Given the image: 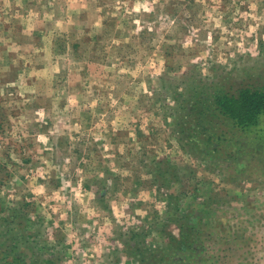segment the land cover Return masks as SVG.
Masks as SVG:
<instances>
[{
    "label": "rangeland",
    "instance_id": "obj_1",
    "mask_svg": "<svg viewBox=\"0 0 264 264\" xmlns=\"http://www.w3.org/2000/svg\"><path fill=\"white\" fill-rule=\"evenodd\" d=\"M240 8L241 12L246 11L247 3ZM163 11L177 16L179 25L171 33L167 26L160 32L163 42L156 32L145 30L139 37L133 36L130 44L113 46L122 61L131 52H143L145 56L141 59H144L155 51L164 56L169 67L162 77L155 78L154 84L150 81L154 97H142L138 104L144 115L155 112L161 117L149 123V127L153 124L158 127L150 136L142 137L140 150L132 154L135 145L125 132L110 137L114 145L112 166L118 170L127 168L130 175L124 177L121 171L109 170L110 162L102 156L105 141H94L90 134L76 142L71 151L67 136H61L52 153H43L59 168V171L49 170L46 175L50 178L39 181L46 183L48 196L61 185L59 175L64 171L65 156L72 157L64 173V180H70L71 187L62 193L72 201V210L66 218L73 225L71 229L66 228L65 220L59 219L60 212L67 209V201L61 205L50 200L45 208L53 220L45 223L37 202L45 197L33 198L25 180L26 175L36 174L32 171L36 167H45L36 151L35 134L47 132L53 122L49 120L41 127L35 123L33 110L40 106L50 109V100L38 96L32 104L24 105L18 95L7 96L9 91L16 92L14 88L6 89L5 96L0 97V191L3 193L0 195V264H264V115L257 128L247 130L232 127L217 116L210 117L207 129L203 126L205 120L199 121L200 127L195 125L197 108L207 114L210 111L209 106L198 104L199 99L205 98V104H211L207 97L223 88L236 91L249 83L264 84V39L260 40L258 49L247 41L227 63L218 60L220 53L214 50L206 64L203 60L191 64L180 49V41L191 31V25L202 23L198 16L202 6L195 0H169ZM22 15L23 10L14 3L11 12L0 10V36L8 40V44H0V52L10 44L21 45L24 52L33 43L30 37L22 35ZM181 20L189 27L181 25ZM79 22L88 23L87 14ZM115 23V18L106 20L105 31L94 38L92 51H98L99 55L93 57L97 62L91 65L92 71H99L106 62L104 48L113 35L122 39L119 32H113ZM162 23L167 25V20ZM236 26H246L243 17ZM260 31L264 33V27ZM34 35L39 46L38 34ZM170 39L177 43H168ZM87 41L85 37L84 43L73 47L87 51ZM221 51L227 57L236 50ZM16 57L17 53L12 52L6 59L10 63ZM181 66L188 70L182 72ZM19 67H23V61ZM204 67L206 74L202 72ZM17 70L14 67L7 76L0 73V85L6 79H15ZM9 100L14 102L7 107ZM21 115L33 123L18 131L21 139L16 140L10 135L13 122L9 116L19 121ZM218 123L222 124L224 137L220 136ZM199 128L202 133L195 140L186 137L187 131L199 133ZM23 131L29 133L27 138L22 136ZM121 143L125 145L124 155L118 151ZM10 153H15L22 163L15 164ZM77 168L85 170L84 191L95 194L90 206L95 207L96 215L91 218L84 206L76 202L72 191L80 179ZM17 174L22 183L13 180ZM160 201L165 203L158 210ZM52 206L59 207L60 212L52 213ZM114 208L118 214L122 213L118 219L113 214ZM52 236L54 243L49 239ZM69 236L71 242L65 243ZM170 243L178 248L169 249Z\"/></svg>",
    "mask_w": 264,
    "mask_h": 264
},
{
    "label": "clouds",
    "instance_id": "obj_2",
    "mask_svg": "<svg viewBox=\"0 0 264 264\" xmlns=\"http://www.w3.org/2000/svg\"><path fill=\"white\" fill-rule=\"evenodd\" d=\"M13 3L19 10H23L22 35L30 37L33 43H29L24 52H21L22 46L17 44H10L0 52V73L7 76L13 73L14 67L18 69L15 79H6L0 85V97L5 96L6 89L14 88L16 92L9 91L7 96L18 95L24 105L32 104L38 96L50 100V109L40 106L33 110L35 123L41 127L48 124L49 120L53 122L47 132L40 131L35 134L38 145L36 151L45 167H36L32 170L36 174L26 175L25 180L28 181L33 198L45 197L43 201H37L45 216V223L53 220L45 205L50 200L59 201L61 205L67 201L65 211L60 212L59 207L52 206V213L60 212L59 219L65 220L66 228L71 229L73 225L66 218L72 210V201L62 193L65 188L71 187V181L64 180V173L68 171L72 157L65 156L64 171L59 175L61 185L54 190L52 196H48L46 185L39 181L49 179L46 173L52 169L59 171V168L43 153H52L61 136H67L71 151L76 142L90 134L94 141H105L102 156L110 162L109 170L121 171L124 177L130 175L127 168L118 170L112 166L114 154L111 149L114 145L110 142V137L125 132L135 145L131 150L132 154L135 155L140 150L142 137L150 136L158 127L155 124L149 127V123L159 121L161 117L155 112L144 115L138 104L142 97H154L155 93L149 86L150 81L154 84L155 78L162 77L169 71V67L164 56L157 55L155 51L144 59H141L145 56L143 52H131L127 60L122 61L113 46L118 48L121 44H130L133 36L139 37L145 30L148 33L156 32L159 40L163 42L164 36L159 35L160 32L166 26L170 33L174 28H179L178 17L163 11L169 0H163V4L161 0H34L31 4L29 0H2L3 7L0 10L11 12ZM195 3L202 6V12L198 13L202 23L191 25V31L185 33L184 39L180 41V49L183 55L189 57L191 64H199L202 60L206 64L212 58L214 50L220 53L217 59L227 63L229 58H234L236 52L244 48L247 41H251L252 47L259 48L260 40L264 39V33L260 31L264 27V0H240L239 4L237 0H230V3L228 0H195ZM245 3L247 10L241 12L240 5ZM157 5H160L159 10ZM84 14H87L86 24L79 22ZM185 15L190 16V13ZM240 17L244 18L246 26H236ZM111 18L116 19L113 32H119L122 39L113 35L104 48L107 53L106 62L100 65L99 71H92L91 65L97 62L93 57L99 55L98 51H92L94 38L105 31V21ZM165 20L167 25L162 23ZM180 24L185 28L189 27L184 20ZM125 32L128 34L124 35ZM34 34H38L39 46H36L37 36ZM85 37L89 44L87 51L73 47L84 43ZM152 42L157 44L156 40ZM167 42L177 43L175 39ZM0 44H8V40L0 36ZM232 48L236 51H230L224 57L221 50ZM12 52L17 53V57L9 63L6 58ZM25 52L29 54L26 55ZM20 61H23L22 68L19 67ZM180 70L186 72L188 69L181 66ZM202 72L206 74L207 68H202ZM13 102L9 100L6 106L10 107ZM9 119L13 122L10 135L16 140L21 139L17 135L18 131L26 124L33 123V120L23 115L19 117V121L11 116ZM28 135L27 131L22 132L24 138ZM118 151L121 155L125 154L123 143L119 145ZM10 158L17 165L22 163L15 153H10ZM8 167L11 168V164ZM84 171L83 168L76 169L80 179L72 191L76 202L84 206L91 218L96 215L95 207L90 206L95 194L84 191ZM99 175L102 177L104 172L101 171ZM13 180L20 181V175H14ZM2 194L0 191V195ZM163 203L165 202L160 201L157 205L158 210ZM124 206H127L126 203ZM140 211L137 209L138 213ZM113 214L117 219L122 215L115 208ZM49 239L55 242L54 236ZM70 242L69 236L65 243Z\"/></svg>",
    "mask_w": 264,
    "mask_h": 264
},
{
    "label": "trees",
    "instance_id": "obj_3",
    "mask_svg": "<svg viewBox=\"0 0 264 264\" xmlns=\"http://www.w3.org/2000/svg\"><path fill=\"white\" fill-rule=\"evenodd\" d=\"M211 104H205L207 101L205 98L199 99L197 102L209 106V113H205L203 109H196V124L199 125V121L203 122L205 129L208 128V122L211 121L210 117H222L225 122L230 124L232 127H239L242 130H247L251 128H257L260 125L261 120H263L264 115V84L258 85L257 82L249 83V85H242L236 91L228 90L223 88L218 92L214 93L212 97H207ZM211 105V106H210ZM213 113V114H210ZM200 117V118H199ZM224 124V121H222ZM183 125V123H181ZM219 124L221 130L220 136L224 137L225 133L222 128V124ZM194 125V126H195ZM186 126H182V131L185 132ZM217 128V127H216ZM197 130V128H195ZM200 129V128H199ZM192 131V130H191ZM202 133H193L187 131V138L195 140V137ZM219 136V137H220ZM256 137L260 138L262 135L256 134ZM211 140L212 137L208 136ZM217 149V148H215ZM171 244V243H170ZM169 249L178 248L174 244L168 246ZM142 253L147 252L146 249H140ZM163 250V249H162ZM170 251V250H169Z\"/></svg>",
    "mask_w": 264,
    "mask_h": 264
},
{
    "label": "crops",
    "instance_id": "obj_4",
    "mask_svg": "<svg viewBox=\"0 0 264 264\" xmlns=\"http://www.w3.org/2000/svg\"><path fill=\"white\" fill-rule=\"evenodd\" d=\"M10 121V120H9ZM40 183H42V182H40ZM45 185H46V183H44ZM47 186V185H46ZM32 229V228H31ZM80 248H81V246H80ZM83 250H85L84 248H82ZM78 252H81V251H78ZM102 259H103V257H102Z\"/></svg>",
    "mask_w": 264,
    "mask_h": 264
}]
</instances>
